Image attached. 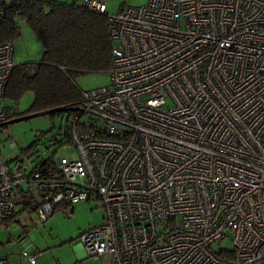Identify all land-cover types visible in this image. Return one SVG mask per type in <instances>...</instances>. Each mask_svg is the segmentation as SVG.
Here are the masks:
<instances>
[{
    "label": "built area",
    "instance_id": "built-area-1",
    "mask_svg": "<svg viewBox=\"0 0 264 264\" xmlns=\"http://www.w3.org/2000/svg\"><path fill=\"white\" fill-rule=\"evenodd\" d=\"M80 2L108 14L109 83L82 91L67 122L77 155L56 176L0 154V225L22 188L40 221L98 201L103 223L79 238L104 264H264V0ZM13 47L0 43V132ZM225 233L232 248L215 249Z\"/></svg>",
    "mask_w": 264,
    "mask_h": 264
},
{
    "label": "trees",
    "instance_id": "trees-1",
    "mask_svg": "<svg viewBox=\"0 0 264 264\" xmlns=\"http://www.w3.org/2000/svg\"><path fill=\"white\" fill-rule=\"evenodd\" d=\"M20 21L25 22L41 42L43 53L36 62L15 65L4 88V99L18 102L24 93L32 92L34 99L26 112L64 113L63 135L67 143L72 144L67 122L81 104L83 91L76 85V77L85 73H106L111 65L108 14L91 11L80 0H22L5 8L0 15V43L14 41L20 32ZM4 107L8 119L18 116L15 110ZM13 159L17 161L15 166L24 165L23 159ZM56 167V161L47 158L26 169L42 176H56ZM18 191L23 189L18 188ZM26 197L32 203V198ZM29 205L34 210L37 208L36 203Z\"/></svg>",
    "mask_w": 264,
    "mask_h": 264
},
{
    "label": "rangeland",
    "instance_id": "rangeland-1",
    "mask_svg": "<svg viewBox=\"0 0 264 264\" xmlns=\"http://www.w3.org/2000/svg\"><path fill=\"white\" fill-rule=\"evenodd\" d=\"M70 1V0H62ZM148 0H107V12L114 14L118 10L128 6H140ZM19 35L13 41V60L16 64L23 62H36L42 57L43 46L35 38L33 31L27 27L25 22L20 21ZM76 85L81 90H90L107 85L109 76L106 73H85L76 77ZM34 99L32 92L24 93L18 102L5 98L2 103L10 109L15 110L18 116L11 124H7L4 132H0V154L4 162H10L15 166L17 161L15 157L23 159L24 166L31 168L34 164L44 159L58 158L72 159L76 157V149L72 144H68L64 137L66 119L64 113L36 114L28 113ZM27 117V118H26ZM11 121V120H10ZM15 143L11 146L12 141ZM13 159V160H12ZM32 161L29 163V161ZM57 161V160H56ZM98 201L85 200L73 205V215L66 217L63 215L53 214L43 221L39 217L36 224L28 231V240L37 248V256L45 262H62L64 264H104V257L95 258L87 256L78 250L80 243L79 234L82 231L103 223L104 208ZM64 228V244L56 245L50 241L55 233ZM1 233H5L4 226H0ZM57 234V233H56ZM231 235L225 233V236L219 244H214L215 249H231ZM7 238V237H6ZM5 245V246H3ZM13 245V246H10ZM16 245L17 239L5 241L0 244V252H4V247L10 246L9 257H16L20 264L24 260L21 249ZM18 249V251H16ZM14 255V256H13ZM10 263V261H9ZM40 264V263H38Z\"/></svg>",
    "mask_w": 264,
    "mask_h": 264
},
{
    "label": "crops",
    "instance_id": "crops-1",
    "mask_svg": "<svg viewBox=\"0 0 264 264\" xmlns=\"http://www.w3.org/2000/svg\"><path fill=\"white\" fill-rule=\"evenodd\" d=\"M14 194H16V197H15L16 198V209H14L16 212L15 213L16 216L14 217V219L3 221V223L1 224L2 226H4L6 232L1 233L0 231V244L4 243V239L5 241H13V242L15 239H17V243L19 245H16V246L18 247V249H21L22 253H23V250H26L29 253H37L38 251H37L36 246H34V244L28 240V231L33 228V225L36 224L35 221L38 220L37 212L36 210L30 207L29 204H32V203H31V200L28 197H26L27 194H25L23 191H18V189L14 192ZM63 232H64V228L56 232L57 234L55 233V236L52 239H50V241L55 243V246L64 244V233ZM78 244H79L78 250L81 251L82 253H85L82 248V245L80 243ZM10 246H13V245H10ZM10 246L8 248L4 247V252H0V257H4L6 264H19L18 259H16V257H12V258L9 257L8 252L11 250ZM18 249H16V251H18ZM38 263L40 264H64V261L62 262L57 261L54 263L50 261L45 262L40 258V256H36V264ZM20 264H29V262L27 261V259H24L22 260Z\"/></svg>",
    "mask_w": 264,
    "mask_h": 264
},
{
    "label": "water",
    "instance_id": "water-1",
    "mask_svg": "<svg viewBox=\"0 0 264 264\" xmlns=\"http://www.w3.org/2000/svg\"><path fill=\"white\" fill-rule=\"evenodd\" d=\"M44 114V113H50V111H43V112H39V113H36V114ZM34 114V113H33ZM27 118V117H26ZM15 120H17V119H11V121L9 120V122H8V124L10 123L11 124V122H14Z\"/></svg>",
    "mask_w": 264,
    "mask_h": 264
},
{
    "label": "bare ground",
    "instance_id": "bare-ground-1",
    "mask_svg": "<svg viewBox=\"0 0 264 264\" xmlns=\"http://www.w3.org/2000/svg\"><path fill=\"white\" fill-rule=\"evenodd\" d=\"M36 210V212H37V208L35 209ZM30 255H32V256H37L36 254H38V253H29ZM26 259V258H25ZM27 261H28V259H27Z\"/></svg>",
    "mask_w": 264,
    "mask_h": 264
},
{
    "label": "clouds",
    "instance_id": "clouds-1",
    "mask_svg": "<svg viewBox=\"0 0 264 264\" xmlns=\"http://www.w3.org/2000/svg\"><path fill=\"white\" fill-rule=\"evenodd\" d=\"M16 64V63H15Z\"/></svg>",
    "mask_w": 264,
    "mask_h": 264
}]
</instances>
